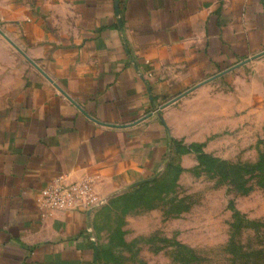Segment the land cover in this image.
<instances>
[{"label": "crops", "instance_id": "1", "mask_svg": "<svg viewBox=\"0 0 264 264\" xmlns=\"http://www.w3.org/2000/svg\"><path fill=\"white\" fill-rule=\"evenodd\" d=\"M261 54L264 0H0V264H95L93 211L39 192L153 176L178 102Z\"/></svg>", "mask_w": 264, "mask_h": 264}, {"label": "rangeland", "instance_id": "2", "mask_svg": "<svg viewBox=\"0 0 264 264\" xmlns=\"http://www.w3.org/2000/svg\"><path fill=\"white\" fill-rule=\"evenodd\" d=\"M210 89L176 105L158 176L94 209L96 264H231L232 242L264 258V55ZM219 165L248 167L246 191L234 189Z\"/></svg>", "mask_w": 264, "mask_h": 264}, {"label": "built area", "instance_id": "3", "mask_svg": "<svg viewBox=\"0 0 264 264\" xmlns=\"http://www.w3.org/2000/svg\"><path fill=\"white\" fill-rule=\"evenodd\" d=\"M36 203L48 212L68 208L94 211L100 206L102 200L95 195L94 181L90 178L73 183L57 178L39 192Z\"/></svg>", "mask_w": 264, "mask_h": 264}, {"label": "trees", "instance_id": "4", "mask_svg": "<svg viewBox=\"0 0 264 264\" xmlns=\"http://www.w3.org/2000/svg\"><path fill=\"white\" fill-rule=\"evenodd\" d=\"M177 145V144H176ZM201 162H205L203 158H200ZM223 164V163H220ZM221 166L223 169V174L222 176L224 177V179L229 180L233 185H234V189L236 190H242V191H246L245 185H246V181H244L242 179L241 176V172H246L249 170V168L247 167H243V166H232V167H226L224 165H219ZM259 164L255 165L252 167V169L258 168ZM143 186H141L140 188H142ZM233 228V234L235 233V231L239 230L240 228V223L239 221H235L234 224L232 225ZM236 247L234 242H232V257L233 260L231 262V264H264V258L262 257H256V256H260L262 255L260 252L257 251H236Z\"/></svg>", "mask_w": 264, "mask_h": 264}, {"label": "water", "instance_id": "5", "mask_svg": "<svg viewBox=\"0 0 264 264\" xmlns=\"http://www.w3.org/2000/svg\"><path fill=\"white\" fill-rule=\"evenodd\" d=\"M116 7H117V6H116ZM262 55H264V54H261L260 56H262ZM193 89H194V88H193ZM193 89L188 90L187 92L182 93L181 95H179V96L175 97L174 99L168 101L167 103H165V104L162 106V108H165V107H167V106H170V105L174 104V103L177 102L180 98L184 97L186 94H188L189 92H191ZM157 176H158V173H156V174H155L153 177H151V178H147V179H144V180L138 181V182H136V183L130 185V186L128 187V189H131V188H134V187H137V186H140V185L146 184V183H148V182H151V181L154 180ZM90 212H91V211H89L88 214H90ZM94 263L96 264V246H95V244H94Z\"/></svg>", "mask_w": 264, "mask_h": 264}]
</instances>
